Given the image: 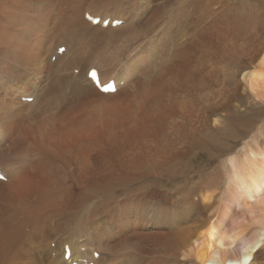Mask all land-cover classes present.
I'll use <instances>...</instances> for the list:
<instances>
[{"label":"bare ground","instance_id":"6f19581e","mask_svg":"<svg viewBox=\"0 0 264 264\" xmlns=\"http://www.w3.org/2000/svg\"><path fill=\"white\" fill-rule=\"evenodd\" d=\"M250 101L264 0H0V264H264Z\"/></svg>","mask_w":264,"mask_h":264},{"label":"rangeland","instance_id":"374dc122","mask_svg":"<svg viewBox=\"0 0 264 264\" xmlns=\"http://www.w3.org/2000/svg\"><path fill=\"white\" fill-rule=\"evenodd\" d=\"M86 5H88V4H86ZM113 23H116V22H113ZM179 38H181V36L178 37V41L181 42L182 39L179 40ZM153 41H152L153 45H156V41L155 40H153ZM46 46H47V44H46ZM16 88L14 90L11 89L9 91V94L14 93ZM251 104H254V103L251 102ZM260 105H262L263 107H261ZM253 107H254L252 110L253 112L251 111V113L249 114L250 116H247L248 118L246 117V120H244L242 118V116L240 115L242 119L239 121V123H234V134L237 132L235 130H238V128L240 126H242L239 128L240 131L238 132V134H240V136H243L246 138V140H243V141H242V138H238L237 143L231 144V145H233V147H231V150L229 152L232 151L234 155H238V154L242 155L243 154V148H244L245 144L247 142L251 143V140H253L254 138L257 139V141L263 140V137H261V130L263 129V131H264V118H263V116H264V104H261V103L256 104V105L254 104ZM240 116L238 115L236 118L238 119V117H240ZM252 119H254V121H252ZM247 124H249L251 126V128ZM261 126L263 128H261ZM242 128H244V129L242 130ZM246 128L249 130H247ZM223 143H224V141H223ZM226 154H228V152L222 153V157H221L222 161L220 160V162H223L225 160Z\"/></svg>","mask_w":264,"mask_h":264}]
</instances>
